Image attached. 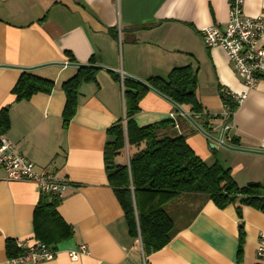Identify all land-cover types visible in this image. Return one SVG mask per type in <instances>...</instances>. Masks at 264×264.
I'll use <instances>...</instances> for the list:
<instances>
[{
	"label": "crops",
	"instance_id": "1",
	"mask_svg": "<svg viewBox=\"0 0 264 264\" xmlns=\"http://www.w3.org/2000/svg\"><path fill=\"white\" fill-rule=\"evenodd\" d=\"M228 13V0H0V113L8 108L11 124L4 136L38 173L49 171L70 185L57 214L72 228V237L58 241L60 224L46 222L43 215L37 221L41 239L58 251L43 264L257 263L264 213L238 204L221 210L195 194H182L165 206L176 234L162 250L146 256L141 240L129 236L105 161L108 131L126 123L123 81L130 79L149 86L134 117L137 127L172 120L174 127L162 130L160 137L182 136L207 165L219 162L229 169L240 187H264V77L248 91L226 53L208 48L200 35L204 28L224 26ZM245 13L264 16V0H246ZM92 58L97 82L81 86L75 116L65 127L62 84L76 75L78 64L87 65ZM186 67L197 76L204 114L220 116L229 110L222 92H247L223 144L219 120L195 118L188 107L176 106L150 87L152 79H167ZM25 70L52 80L54 89L16 101L13 89ZM145 147L127 146L115 164L129 167L130 156ZM5 177L0 169V264H9L7 242L36 241L37 208L47 200L35 184ZM83 245L88 253L71 260L68 253Z\"/></svg>",
	"mask_w": 264,
	"mask_h": 264
},
{
	"label": "trees",
	"instance_id": "2",
	"mask_svg": "<svg viewBox=\"0 0 264 264\" xmlns=\"http://www.w3.org/2000/svg\"><path fill=\"white\" fill-rule=\"evenodd\" d=\"M69 60L76 63L71 58ZM97 61L92 58L87 65L78 64L74 77L62 84L66 95V105L63 113L64 126L67 127L75 116L79 91L83 84L96 83L98 68ZM113 78L120 77L112 73ZM125 89L126 123H117L108 131L110 140L105 148L106 169L108 179L115 189L116 197L123 209L129 236L141 240L142 249L146 256L162 250L176 234L174 221L167 213L165 206L182 194L203 195L212 201L219 209L224 210L231 205L252 207L264 213V187L260 183H249L240 187L231 171L225 169L219 162L207 165L189 147L182 136L160 137L162 130L173 128L174 121L168 120L156 125L139 128L134 122L139 112V103L149 91V88L130 79L123 81ZM151 89L171 100L176 106L188 107L193 115L204 119L217 118L204 114L197 94L198 80L191 68H177L167 79L154 78L150 81ZM55 87L52 80L41 78L29 70H25L13 89L16 101L29 100L38 93H50ZM221 93L222 100L232 113L238 107L230 97ZM9 109L4 108L0 113V134L10 129ZM205 127L212 130L211 123ZM236 143L235 139H232ZM143 150L130 156L129 167L117 166L114 162L127 146H140ZM46 202L37 208L36 217L43 215L46 222L53 220L60 224L62 232L59 239H69L73 235L71 227L62 222L57 214L61 200L55 196L46 195ZM238 215L242 218L241 208ZM62 224V225H61ZM40 222L36 225V240L50 245L41 239ZM244 243V227L240 226V252ZM9 258L19 253L14 242L6 245ZM54 249V248H53ZM55 250V249H54Z\"/></svg>",
	"mask_w": 264,
	"mask_h": 264
},
{
	"label": "built area",
	"instance_id": "3",
	"mask_svg": "<svg viewBox=\"0 0 264 264\" xmlns=\"http://www.w3.org/2000/svg\"><path fill=\"white\" fill-rule=\"evenodd\" d=\"M246 0H228L229 13L224 26H210L201 30L200 35L208 48H221L227 55L234 70L243 77L245 88L250 91L258 87L264 77V16L250 17L245 13ZM224 96L230 97L240 106L246 98L247 92L236 94L224 91ZM232 113L225 111L220 116H214L213 122L218 120L222 124L220 143L225 141V133L230 130ZM185 115V114H184ZM210 115V114H209ZM201 118L200 115H193ZM231 141L232 138L228 137ZM0 169L5 172V180L26 181L35 184L40 193L63 200L70 185L64 179L51 172L38 173L35 166L19 151L18 146L8 141L4 134H0ZM19 253L9 258V264H43L51 262L58 254L50 246L39 241L15 240ZM88 253V247L83 245L77 251L68 253L73 261ZM256 264H264V234L260 235L256 251Z\"/></svg>",
	"mask_w": 264,
	"mask_h": 264
},
{
	"label": "water",
	"instance_id": "4",
	"mask_svg": "<svg viewBox=\"0 0 264 264\" xmlns=\"http://www.w3.org/2000/svg\"><path fill=\"white\" fill-rule=\"evenodd\" d=\"M97 67V66H96ZM98 68V67H97ZM104 69V68H103ZM146 87H149L147 84H145ZM211 148L215 149L216 147L214 145H211ZM142 248L141 241L138 244Z\"/></svg>",
	"mask_w": 264,
	"mask_h": 264
}]
</instances>
